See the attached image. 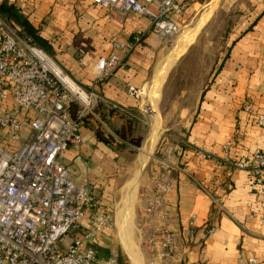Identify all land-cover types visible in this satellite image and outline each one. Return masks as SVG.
I'll return each instance as SVG.
<instances>
[{"label":"crops","instance_id":"obj_1","mask_svg":"<svg viewBox=\"0 0 264 264\" xmlns=\"http://www.w3.org/2000/svg\"><path fill=\"white\" fill-rule=\"evenodd\" d=\"M5 1L21 10L39 30L41 38L52 47L56 62L77 85L101 98L102 106L80 130L81 145L64 152L61 159L72 180L86 189L93 203L110 208L102 198L109 190L107 186H111L108 177L113 175V164L109 163L108 149L95 136L96 130L103 131L107 123L121 125L125 121L110 113V107L134 119L137 130L145 129V134L139 135L141 140L156 131L149 140V154L159 137L167 133L161 150L165 159L152 161L156 177L144 185L140 195L142 209L137 211V219L141 235L148 236V227L161 224L158 215L149 222L144 208L152 197V183L165 175L172 185L166 197L170 216L167 229L178 239L173 264H247L249 259L264 264V188L247 172L222 163L223 146L230 147L231 158L237 162L264 151V128L256 127L243 111V105L249 103L253 112H264V8L261 16L248 24L247 33L231 36L224 59L216 70H211L203 85L194 93L181 90L173 100L171 72L157 84L168 56L167 40L152 33L147 19L100 11L90 0L0 3ZM187 6L188 2L182 16ZM138 30L146 32L142 44L122 56V68L107 79L99 78L95 72L97 62L113 53L114 44H125ZM130 86L145 90L144 97L130 98ZM166 101L172 104L169 110H163ZM153 104L158 115L148 118L144 106ZM152 119L162 122L154 131L153 125L143 121ZM172 133L178 136L173 141ZM96 190L105 192L103 197L96 198ZM93 215V210L87 211L81 224L83 230L89 227ZM192 216L195 220L191 227ZM188 230L193 235L185 239ZM112 231L103 232L85 245L97 253L102 263L114 256Z\"/></svg>","mask_w":264,"mask_h":264},{"label":"built area","instance_id":"obj_2","mask_svg":"<svg viewBox=\"0 0 264 264\" xmlns=\"http://www.w3.org/2000/svg\"><path fill=\"white\" fill-rule=\"evenodd\" d=\"M188 1L90 0L100 10L147 19L152 33L164 39L176 34V21ZM145 34L138 30L125 44H114L113 53L95 66L98 77L107 79L122 68V56L138 48ZM40 53L44 54L31 40L20 37L0 20V130L12 142H19L26 129L31 133L17 150L0 145V264H120L116 256L102 263L94 250L86 248L87 242L114 229V216L96 206L61 163L64 152L81 145L84 118L94 117L101 98L73 82H62ZM127 95L141 100L145 90L130 86ZM71 104L80 109L74 120L67 111ZM243 111L256 127L264 128V112H253L249 103L243 105ZM144 112L151 117L148 105ZM222 155L224 165L247 172L264 188V151L252 153L244 162L231 158L229 146H223ZM151 187L144 215L149 222L158 215L161 224L148 227V236L141 235V244L149 255L147 264H173L178 239L167 229L170 216L166 200L172 185L162 175ZM91 210L94 215L83 230L81 224ZM194 220L192 216L191 227ZM192 235L188 230L184 238ZM247 264L257 262L249 259Z\"/></svg>","mask_w":264,"mask_h":264},{"label":"rangeland","instance_id":"obj_3","mask_svg":"<svg viewBox=\"0 0 264 264\" xmlns=\"http://www.w3.org/2000/svg\"><path fill=\"white\" fill-rule=\"evenodd\" d=\"M262 8H264V0L188 1V6L183 16L176 21V34L172 38L166 39L168 53L166 62L167 59L174 55L182 40L187 39L186 45L179 51L177 56L171 58V69L167 73V78L170 72L172 75L170 84L172 86L173 100H176L175 97L179 96L181 90L194 93L203 85L208 75L211 74V70H216L217 64L224 59L226 52L229 50L231 36L242 34L244 31L247 33L250 30L248 24L261 16ZM126 16L134 17L133 15ZM9 27L17 31V29ZM45 48L46 50L41 51L60 71L62 78H68L77 84L56 62L52 54V47L47 44ZM187 99L190 100L191 97H187ZM148 106L152 109V118L153 116L156 118L158 115L157 107L155 104ZM171 106L172 104L169 105L166 101L163 105V110H169ZM152 120H149V122L146 120V124L153 125L151 129L154 131L156 127H160L162 122L160 120ZM169 123L171 124L172 122ZM106 125V128L102 129V135L108 138L109 144H101L109 151V163L113 164L112 171L114 172L112 176L108 177V180L111 181V186H107L109 190L106 192V197L102 198V202L107 204L110 207L109 210L114 213L115 227L111 234V240L113 241L112 250L114 256L117 257L121 264H133L121 245L117 226L118 223L122 224L121 221L125 219L127 205H131V216L127 219L131 248L137 255L139 264H147L149 255L141 244V228H138L140 224H138L137 211L142 209L140 195L143 193L144 185L156 177V171L152 168L154 166L152 161L165 159L164 154H161V150L164 148V140H167V133L159 137L157 145L152 153L149 154L151 137L156 131L141 140L140 148L138 149L133 144H130V141L138 139L139 135H143L145 129L142 132L139 129L137 130V125H133L129 135L122 137L119 131L121 125L112 122ZM172 134L171 140L173 141L178 136L174 133ZM30 135L31 133L26 129L19 142H12L8 134L0 130V145L11 150H17L29 140ZM145 158L147 159L146 163L141 166V160ZM137 175V189L134 199L131 200L129 192ZM103 191H105V187ZM103 191L96 190V198L100 199L103 197V193H105Z\"/></svg>","mask_w":264,"mask_h":264},{"label":"trees","instance_id":"obj_4","mask_svg":"<svg viewBox=\"0 0 264 264\" xmlns=\"http://www.w3.org/2000/svg\"><path fill=\"white\" fill-rule=\"evenodd\" d=\"M0 20L3 23H5L6 25L17 29L16 32L19 34L20 37H22L24 39L31 40L32 44L35 45L40 50H42V51L46 50L45 46L48 43L41 38V36L39 34V30L35 29L31 25V23L28 21L27 17L21 12V10H19L13 4H9L6 1L0 3ZM101 106H102V104H99L98 107L96 108V110ZM96 110H95V113H96ZM107 110L112 114H116V116L120 115L121 119L125 118V121L121 124V128L119 131H120V135L122 137H127L129 135V131L132 129V127L135 123V120L130 118V117H127L124 114H121V113L119 114L116 110H113L110 107ZM67 111L70 115V118L74 120L78 117L80 109L78 106L71 104L67 108ZM90 118H92V117L84 118V125L87 124V122ZM102 122L104 123L103 120H102ZM102 133H103L102 131L96 130L95 136L97 138V141H99L100 143H103L105 145H108L109 144L108 138H106V136L102 135Z\"/></svg>","mask_w":264,"mask_h":264},{"label":"bare ground","instance_id":"obj_5","mask_svg":"<svg viewBox=\"0 0 264 264\" xmlns=\"http://www.w3.org/2000/svg\"><path fill=\"white\" fill-rule=\"evenodd\" d=\"M186 43H187V39L182 40V42L178 45L177 50L175 51L174 55H172L171 58L177 56V54L179 53V51H181V49L186 45ZM39 55H40L41 59L45 62L46 66L55 74V76L59 77V79L62 82L66 83V84H69V85H72L73 84L70 79H68V78H62L60 71L53 65V63H51V61L44 54L40 53ZM171 58L170 59H167V62L161 68V71H160V73H159V75L157 77V84L158 85L161 84L164 76L166 75V73L170 69V66H171ZM155 93H157V92H155ZM154 144H155V140H153V145ZM146 160H147L146 158L143 159V160H141V164H142L141 166L145 165ZM137 177L138 176H136L135 180L132 182L131 190L129 192V197H130L131 200H132V197H133L134 186H135V182H136ZM130 206L131 205H127V209L125 211V216H124L125 219H123L125 223L122 220L121 221L122 224H121V226L119 224L118 229H119V234H120V238H121L120 239L121 240V245H122L124 251L129 256V258L131 259V261H132L133 264H139V262L137 260L138 257H137V255L135 254V252L131 248V239H130V236H129V228H128V225H127V219L131 216L130 215V212H131ZM124 225H126V226L124 227Z\"/></svg>","mask_w":264,"mask_h":264},{"label":"water","instance_id":"obj_6","mask_svg":"<svg viewBox=\"0 0 264 264\" xmlns=\"http://www.w3.org/2000/svg\"><path fill=\"white\" fill-rule=\"evenodd\" d=\"M130 144H133V146H135L136 148L139 149L140 148V144H141V139L138 138V139L131 140Z\"/></svg>","mask_w":264,"mask_h":264}]
</instances>
